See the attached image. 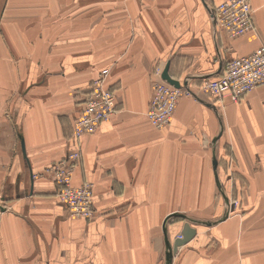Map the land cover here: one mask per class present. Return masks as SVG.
I'll return each mask as SVG.
<instances>
[{
    "label": "crops",
    "instance_id": "1",
    "mask_svg": "<svg viewBox=\"0 0 264 264\" xmlns=\"http://www.w3.org/2000/svg\"><path fill=\"white\" fill-rule=\"evenodd\" d=\"M222 1L11 0L0 98L18 132L10 152L0 139V264H264V83L222 104L195 86L264 43V0H248L254 30L233 39L214 26ZM166 63L194 94L155 128L145 113ZM103 68L116 111L76 140ZM76 147L72 181L93 183L91 220L68 214L44 172ZM186 220L195 234L167 262Z\"/></svg>",
    "mask_w": 264,
    "mask_h": 264
},
{
    "label": "built area",
    "instance_id": "2",
    "mask_svg": "<svg viewBox=\"0 0 264 264\" xmlns=\"http://www.w3.org/2000/svg\"><path fill=\"white\" fill-rule=\"evenodd\" d=\"M252 14L248 0H224L211 9L215 29L229 39L254 30ZM108 74L109 68L101 69L85 91L72 123L74 139L80 140L94 133L98 125L116 111L115 93L108 84ZM200 82L204 92L220 99L238 101L264 83V43L248 54L228 59L220 75L216 78H203ZM151 88L152 95L145 115L155 128H162L169 123L179 97L184 94L191 95L192 91L187 83L175 87L161 76L152 82ZM80 159L79 147L69 148L61 159L45 167L44 172L52 177L57 186V198L68 214L71 217L91 220L96 212L93 183L86 181L74 185L72 181ZM236 204L237 201L232 199V208Z\"/></svg>",
    "mask_w": 264,
    "mask_h": 264
},
{
    "label": "rangeland",
    "instance_id": "3",
    "mask_svg": "<svg viewBox=\"0 0 264 264\" xmlns=\"http://www.w3.org/2000/svg\"><path fill=\"white\" fill-rule=\"evenodd\" d=\"M10 3H11V0H0V45L3 42V39H5V31L2 30L1 25L5 23L4 13H6V9H8ZM3 11H4V13H3V15H1V12H3ZM15 51H16V49H9V52H10L9 54L10 55H11V53L15 54ZM0 52H1V47H0ZM0 60H1V58H0ZM8 69H9V67H7V65L0 63V79H1V77H3L4 80H6ZM195 86L201 92H203L207 95L210 94V93H206L202 90L203 89L202 88V82H198L197 84H195ZM210 96L215 98L219 102L221 100L220 98L214 97L211 94H210ZM220 104H222V103L220 102ZM5 111H6V107H5V105H1V98H0V139H1V141H5L7 143V149L10 152L14 148V146L17 144L15 139H16V135H17L16 132H18V131L14 130L13 127H11V125H10L11 122L9 121L10 117L5 118V116H4ZM9 141H11L10 144H9Z\"/></svg>",
    "mask_w": 264,
    "mask_h": 264
},
{
    "label": "water",
    "instance_id": "4",
    "mask_svg": "<svg viewBox=\"0 0 264 264\" xmlns=\"http://www.w3.org/2000/svg\"><path fill=\"white\" fill-rule=\"evenodd\" d=\"M161 78L163 80L167 81L168 83L174 85L175 87H179L181 85L180 80L173 79L170 77V75L168 73V63H166V65H165V67L161 73ZM182 85H186V81H182ZM193 94L194 93H192V95ZM217 163H218L217 159L214 157L212 160L213 169H216ZM218 187H219L222 195H224L219 182H218ZM224 197L226 200L225 214L220 220L224 219L228 213V207L227 206L229 205V202L227 200V197L226 196H224ZM183 218L186 219L185 216H183ZM194 234H195V228L191 226L189 220L184 221L182 228L179 232V235L174 237L171 241H169L167 243L166 261L169 262L173 256V254L177 251V248L179 246L183 245L184 243H186Z\"/></svg>",
    "mask_w": 264,
    "mask_h": 264
},
{
    "label": "bare ground",
    "instance_id": "5",
    "mask_svg": "<svg viewBox=\"0 0 264 264\" xmlns=\"http://www.w3.org/2000/svg\"><path fill=\"white\" fill-rule=\"evenodd\" d=\"M181 84H182V81L180 82ZM181 86V85H180ZM221 186V185H220ZM221 188H222V186H221ZM227 200H228V198H227ZM230 206V205H229Z\"/></svg>",
    "mask_w": 264,
    "mask_h": 264
}]
</instances>
